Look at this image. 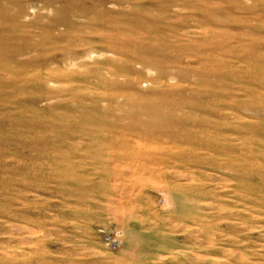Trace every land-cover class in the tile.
Returning a JSON list of instances; mask_svg holds the SVG:
<instances>
[{
    "label": "rangeland",
    "instance_id": "rangeland-1",
    "mask_svg": "<svg viewBox=\"0 0 264 264\" xmlns=\"http://www.w3.org/2000/svg\"><path fill=\"white\" fill-rule=\"evenodd\" d=\"M0 264H264V0H0Z\"/></svg>",
    "mask_w": 264,
    "mask_h": 264
}]
</instances>
